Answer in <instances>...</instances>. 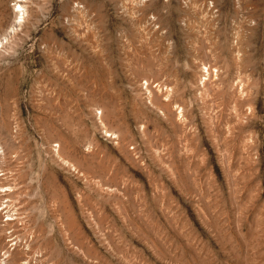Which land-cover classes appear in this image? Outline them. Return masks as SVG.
<instances>
[{"label":"rangeland","instance_id":"obj_1","mask_svg":"<svg viewBox=\"0 0 264 264\" xmlns=\"http://www.w3.org/2000/svg\"><path fill=\"white\" fill-rule=\"evenodd\" d=\"M16 1L0 264H264V0Z\"/></svg>","mask_w":264,"mask_h":264},{"label":"bare ground","instance_id":"obj_2","mask_svg":"<svg viewBox=\"0 0 264 264\" xmlns=\"http://www.w3.org/2000/svg\"><path fill=\"white\" fill-rule=\"evenodd\" d=\"M22 0H17L16 3H15V8H16V12H21V14L23 13V7L18 3ZM24 2V1H23ZM22 18V17H21ZM207 72V70H204ZM203 74V73H202ZM207 74V73H206ZM209 75V73H208ZM203 81V80H202Z\"/></svg>","mask_w":264,"mask_h":264}]
</instances>
